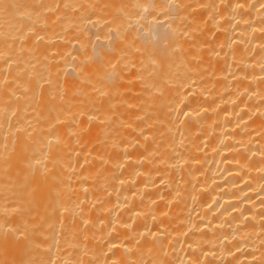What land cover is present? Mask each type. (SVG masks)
Segmentation results:
<instances>
[{
  "label": "bare ground",
  "instance_id": "bare-ground-1",
  "mask_svg": "<svg viewBox=\"0 0 264 264\" xmlns=\"http://www.w3.org/2000/svg\"><path fill=\"white\" fill-rule=\"evenodd\" d=\"M0 264H264V0H0Z\"/></svg>",
  "mask_w": 264,
  "mask_h": 264
}]
</instances>
